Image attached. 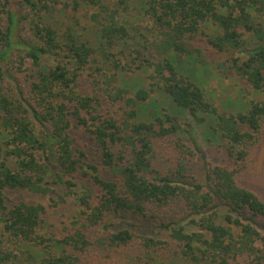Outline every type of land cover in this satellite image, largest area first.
<instances>
[{
	"label": "trees",
	"instance_id": "1",
	"mask_svg": "<svg viewBox=\"0 0 264 264\" xmlns=\"http://www.w3.org/2000/svg\"><path fill=\"white\" fill-rule=\"evenodd\" d=\"M21 2L0 0V264H264V196L240 175L264 130V0ZM212 63L262 95L220 111ZM191 120L228 145L204 182Z\"/></svg>",
	"mask_w": 264,
	"mask_h": 264
},
{
	"label": "rangeland",
	"instance_id": "2",
	"mask_svg": "<svg viewBox=\"0 0 264 264\" xmlns=\"http://www.w3.org/2000/svg\"><path fill=\"white\" fill-rule=\"evenodd\" d=\"M15 4V11L19 14L22 13L24 6L21 0H15ZM80 17L84 24L88 23L84 17ZM143 24L146 25L144 22ZM23 27L24 24L18 22L15 44H17V41L19 42L20 40H23ZM238 54L239 53L236 52V55ZM243 56L245 57L246 55L243 53ZM208 59L211 60L210 58ZM210 70L212 72L205 76L203 86L210 97V100L220 111H222V109L225 110V108L229 110H242L244 102L253 98L257 99L262 95L260 92L251 89V87L237 77H223L213 63L210 66ZM151 72L152 70L150 69L149 73ZM146 75L147 73L142 71V73L137 74L135 78L140 80L141 84H144ZM128 78L129 80H132V77ZM155 94L154 97H158V95ZM191 121L194 126L192 130L193 132H184L183 136L190 146L196 141L201 147V151L195 150L196 155L192 161L194 165L193 174L200 181L204 182L205 172L219 163V160L221 161L227 157V142L221 140L219 135H215L209 127L202 128V126H196L194 120ZM249 149L250 153L247 157V168L240 174L242 178L241 182L264 196V130L259 134V138L256 139L255 143ZM64 226H71L70 219H67ZM136 261L137 260H135V262ZM136 263L139 264L138 262Z\"/></svg>",
	"mask_w": 264,
	"mask_h": 264
}]
</instances>
